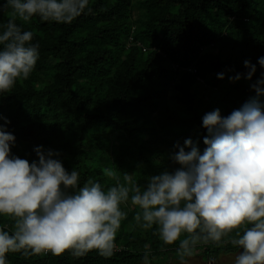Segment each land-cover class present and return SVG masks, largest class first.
Segmentation results:
<instances>
[{
    "label": "trees",
    "instance_id": "trees-1",
    "mask_svg": "<svg viewBox=\"0 0 264 264\" xmlns=\"http://www.w3.org/2000/svg\"><path fill=\"white\" fill-rule=\"evenodd\" d=\"M89 7L90 14L71 24L38 17L23 24L39 44V59L29 79L0 96V116L10 121L12 152L19 157L31 161L33 146L43 145L62 153L81 185L88 177L112 184L105 168L129 172L143 184L170 167L174 143L192 138L203 150L205 113L219 108L228 115L255 95L250 84L262 71L258 64L251 80L228 77L246 72L245 59L256 64L264 56V0H90ZM10 14L0 11V25ZM221 72L224 79L217 78ZM133 216L129 211L122 222L130 229L118 232L119 249L110 258L95 251L82 258L67 251L27 259L8 254L9 264H140L145 244L153 264L175 254L176 245L160 251L159 240L139 229ZM228 252L230 246H209L200 254L207 259Z\"/></svg>",
    "mask_w": 264,
    "mask_h": 264
},
{
    "label": "clouds",
    "instance_id": "clouds-1",
    "mask_svg": "<svg viewBox=\"0 0 264 264\" xmlns=\"http://www.w3.org/2000/svg\"><path fill=\"white\" fill-rule=\"evenodd\" d=\"M89 4H0V11H11L0 25V96L29 79L39 59V44L23 24L33 17L71 24L92 12ZM257 64L262 71L250 84L254 96L228 115L216 108L202 116L203 150L192 138L174 143L170 167L148 175L143 184L129 172L105 168L103 175L112 184L88 177L81 185L79 171L64 167L62 153L43 145L33 146L35 159L21 158L12 152L16 137L7 129L10 121L0 116V220L5 221L0 223V264H9L8 254L27 259L67 251L82 258L95 251L110 258L118 250L116 237L129 211L139 229L159 240L160 251L176 245L178 264H192L209 246H230L231 264H264V56L256 64L245 59L246 72L228 80H251ZM224 77L217 73L218 79ZM152 257L145 244L140 264H153Z\"/></svg>",
    "mask_w": 264,
    "mask_h": 264
},
{
    "label": "rangeland",
    "instance_id": "rangeland-1",
    "mask_svg": "<svg viewBox=\"0 0 264 264\" xmlns=\"http://www.w3.org/2000/svg\"><path fill=\"white\" fill-rule=\"evenodd\" d=\"M130 226L123 225L121 226V230L119 232L122 233V230H129ZM117 246L119 244L117 243ZM233 253L228 252L227 254H220L217 257L213 258H203L202 255L199 253L198 256L194 258L192 261V264H212L213 260H216V264H231V257ZM159 264H178L176 260V256L174 253H168L163 255V257L160 259Z\"/></svg>",
    "mask_w": 264,
    "mask_h": 264
},
{
    "label": "built area",
    "instance_id": "built-area-1",
    "mask_svg": "<svg viewBox=\"0 0 264 264\" xmlns=\"http://www.w3.org/2000/svg\"><path fill=\"white\" fill-rule=\"evenodd\" d=\"M132 39H133L132 37L129 38L130 42L132 41ZM137 45L141 46L142 51H146L147 48H148L145 45L141 44L140 42H137ZM152 49L155 50V47H153ZM173 68L176 70V69H179V66L177 64H173ZM187 70L191 71L194 75H196V78H197L198 81L203 82V78L198 75V72H197L196 68L187 67ZM117 248L119 249V246H117Z\"/></svg>",
    "mask_w": 264,
    "mask_h": 264
}]
</instances>
